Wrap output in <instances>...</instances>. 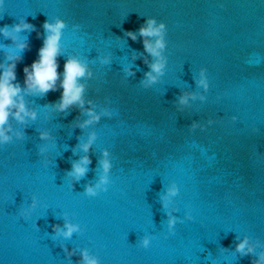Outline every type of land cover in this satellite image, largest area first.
I'll return each instance as SVG.
<instances>
[{"label": "water", "instance_id": "1", "mask_svg": "<svg viewBox=\"0 0 264 264\" xmlns=\"http://www.w3.org/2000/svg\"><path fill=\"white\" fill-rule=\"evenodd\" d=\"M147 18L166 25V68L146 87L156 60L139 35ZM56 19L66 24L58 73L76 58L91 77L80 80L83 108L63 113L54 107L62 75L46 96L22 92L37 118H10L13 142L0 146V264H84V252L98 264H253L264 255V0H3L0 28L22 21L35 28L0 35V72L20 56L22 89L23 69L39 59L43 24ZM88 111L100 119L81 128ZM193 122L205 130L190 131ZM104 151L112 184L88 198ZM84 156L91 164L76 181L68 172ZM33 197L24 220L19 212ZM66 224L79 231L65 238ZM145 237L148 249L140 246ZM246 238L253 252L242 256L236 246Z\"/></svg>", "mask_w": 264, "mask_h": 264}, {"label": "clouds", "instance_id": "2", "mask_svg": "<svg viewBox=\"0 0 264 264\" xmlns=\"http://www.w3.org/2000/svg\"><path fill=\"white\" fill-rule=\"evenodd\" d=\"M3 4V0H0V5ZM146 26H141L139 28V35L143 39L144 51L147 52L151 57L156 58L155 62L149 65L150 72L145 73L147 78V84L141 81L145 86H149L156 82L157 76H163L166 68V59L161 55V52L165 48L164 34L166 31V25L163 22L157 23L155 18H147L144 22ZM66 24L61 19H56L55 23H48L47 21L43 24L45 30V38L43 40V46L39 50V59L31 64V67H25L23 69L25 80L24 88L22 89L19 82L16 80V66L17 63L21 61V57H15L14 62L9 63L7 69L0 72V146L8 145L13 142V137L9 135L12 131L9 124L10 118L17 121L19 124H27V121L37 118V114L34 111H29L25 105L24 97L22 92L25 90L33 95H39L41 97L46 96L49 92L57 91V80H60L61 75L63 79L60 82L59 87L63 89L60 99L57 104L54 105L58 112H66L69 108L74 105H78L80 108L84 106L83 93L85 87L80 83V80L86 77H91V73L87 71V66L83 64L80 60L76 58H69L64 64L63 73H58L57 69L59 67L57 63V57L61 55L60 53V39L62 35V30L65 29ZM78 27V26H77ZM9 28L19 33L21 31H35L32 24L22 21L21 23L15 24L11 27L5 25L0 28V35H3L6 39L10 38ZM126 35L133 41L136 40V34L128 31ZM21 51L28 48V45H19ZM8 60H13V57H7ZM109 60L105 58L102 63H108ZM147 63V60H145ZM205 70H201V79L198 82L199 85L203 86L205 90L208 88L207 79L204 76ZM155 73L156 75H152ZM134 75V73H130ZM201 99H204L201 97ZM181 104H185L187 101L184 97L180 98ZM107 116H111L112 113L105 111ZM87 115L90 119L84 121L81 128L87 125H91L94 122H98L100 117L95 115L92 111H88ZM231 120L235 122L237 117H231ZM214 123L213 120L209 119L207 126H211ZM204 131L205 127L200 126L196 122H193L189 130L195 132L197 129ZM17 140H23L24 134L21 132L15 133ZM41 140L50 139L47 132L40 133ZM96 139L95 134L89 137L86 144L82 146V150L87 153L92 146L93 141ZM45 149L41 148L40 151L43 152ZM103 159L98 163L102 170V174L99 175L98 181L95 186H87L84 195L88 198H95L100 193H105L109 190L112 184L110 179V170L112 164L109 159H107L109 153L107 151L103 152ZM91 164V160L84 156L77 163H73L72 170L68 172V176L74 177L76 181H79L84 177L88 171V165ZM178 193V187L173 184L168 190L169 196H176ZM36 207V198L33 197V201L30 208L22 209L19 212V217L28 220L30 218L31 210ZM176 220L169 217L168 228L172 229ZM67 231H64L62 235L65 238H70L73 232L79 231L77 225L66 224ZM53 231H58V226L53 227ZM151 237H145L141 241V247L148 249L151 244ZM247 248V251L245 249ZM65 252L68 256L73 255V253H68L67 249ZM236 252L240 253L242 256H247L252 254L253 249L248 246L247 238L242 242L237 244ZM84 264H98V260L94 257H89L87 252L82 253ZM253 264H264V255L260 256Z\"/></svg>", "mask_w": 264, "mask_h": 264}]
</instances>
